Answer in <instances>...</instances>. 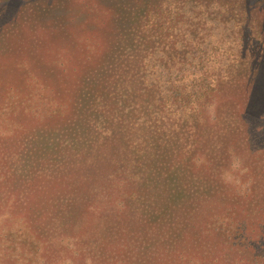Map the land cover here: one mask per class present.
Segmentation results:
<instances>
[{"label": "trees", "instance_id": "16d2710c", "mask_svg": "<svg viewBox=\"0 0 264 264\" xmlns=\"http://www.w3.org/2000/svg\"><path fill=\"white\" fill-rule=\"evenodd\" d=\"M24 31L80 66L0 160V264H264V0H0Z\"/></svg>", "mask_w": 264, "mask_h": 264}, {"label": "rangeland", "instance_id": "374dc122", "mask_svg": "<svg viewBox=\"0 0 264 264\" xmlns=\"http://www.w3.org/2000/svg\"><path fill=\"white\" fill-rule=\"evenodd\" d=\"M98 5H103L98 2ZM86 10L76 15L83 23ZM71 24V21L68 20ZM93 32L96 25L90 23ZM21 38H7L0 42V160L9 144L23 139L26 131H31L44 122L43 113L56 110V114L68 113L70 97L64 90L73 81V66H80L76 60L77 47H70L69 41L54 45L52 55L43 57L36 46L40 44L30 32L24 31ZM9 47V48H7ZM60 48V50H58ZM61 53H60V52ZM76 51V52H75ZM62 54V55H61ZM254 142L257 148L264 146V121L250 119ZM240 167L236 161L226 180H234V172ZM5 171L2 170V176ZM0 174V179L3 177ZM245 189V186L241 188ZM67 264H70L66 262Z\"/></svg>", "mask_w": 264, "mask_h": 264}]
</instances>
